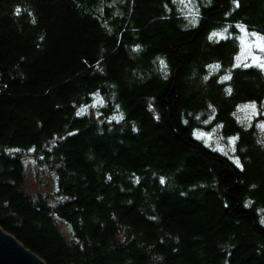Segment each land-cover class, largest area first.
<instances>
[{
  "label": "trees",
  "instance_id": "obj_1",
  "mask_svg": "<svg viewBox=\"0 0 264 264\" xmlns=\"http://www.w3.org/2000/svg\"><path fill=\"white\" fill-rule=\"evenodd\" d=\"M238 3L0 0V228L45 264H264V136L234 115L264 73L209 38L264 34V0ZM214 129L239 163L195 137ZM28 148L54 206L22 191Z\"/></svg>",
  "mask_w": 264,
  "mask_h": 264
},
{
  "label": "rangeland",
  "instance_id": "obj_2",
  "mask_svg": "<svg viewBox=\"0 0 264 264\" xmlns=\"http://www.w3.org/2000/svg\"><path fill=\"white\" fill-rule=\"evenodd\" d=\"M237 25L240 24L234 25V28L236 29L238 34L239 51L234 58L232 67H255L264 73V68L257 66V64L253 62L252 58L253 55L264 56V52H260L257 49H245L242 51V45L239 37L243 34L241 33L240 28L236 27ZM215 37L221 39L219 36ZM237 57H240V59L237 60ZM245 64L249 66L245 67ZM251 104L255 103H241L237 106L234 115L237 121L244 126L250 125L253 120L256 119L255 123L257 125L258 131L264 136V100L261 103L260 107L255 104V108H252L249 106ZM103 106L104 104L98 93H95L91 102L85 104L81 109H79V111L88 114L91 112H96ZM195 137L200 139L206 146H208L212 150L225 155L231 162L237 164V159L233 154V138L227 139L226 141L223 140L219 136L216 129L208 132L196 131ZM39 154L40 152L35 151L33 148H28L19 152V157L21 158L24 171V183L22 186V191L27 194L32 200L36 201L41 199L40 201L46 203L48 206H54L59 201L63 200V198H61V196H59L58 194L56 177L54 176L53 172L49 170L48 166L41 162L42 160L40 159ZM55 225L64 240L66 242H70L72 239L70 228L60 221H55Z\"/></svg>",
  "mask_w": 264,
  "mask_h": 264
},
{
  "label": "snow or ice",
  "instance_id": "obj_3",
  "mask_svg": "<svg viewBox=\"0 0 264 264\" xmlns=\"http://www.w3.org/2000/svg\"><path fill=\"white\" fill-rule=\"evenodd\" d=\"M173 2H175V0H173ZM187 3H191L192 0H186ZM234 2L236 3L237 7H239V3L238 0H234ZM236 27L240 28L241 33L243 35H241L239 37L240 41H241V45H242V51L245 49H257L260 52H264V34L262 33H258V32H249L248 27L246 25H237ZM228 31L227 28H225L222 32L217 33V32H213L211 34V36L209 37L210 39L213 36H219L221 39H227L228 37L226 35H224V33H226ZM253 62L257 64V66L264 68V56H257V55H253ZM240 57H237V60H239ZM161 64L164 65L166 67V64L164 61H161ZM249 65L245 64V67H247ZM210 68H212L213 66H209ZM216 68V70H219L220 65H215L214 66ZM231 79L230 75H225L221 78L220 82L223 83L225 80H229ZM226 91L231 94V89H226ZM252 108H255V104H251L249 105ZM80 112H77V115H80ZM207 122V121H206ZM203 135H208V134H203ZM235 138H233L234 141ZM237 163H239V161L237 160ZM161 182L163 183V179L161 180Z\"/></svg>",
  "mask_w": 264,
  "mask_h": 264
},
{
  "label": "water",
  "instance_id": "obj_4",
  "mask_svg": "<svg viewBox=\"0 0 264 264\" xmlns=\"http://www.w3.org/2000/svg\"><path fill=\"white\" fill-rule=\"evenodd\" d=\"M0 264H45L13 235L0 228Z\"/></svg>",
  "mask_w": 264,
  "mask_h": 264
},
{
  "label": "bare ground",
  "instance_id": "obj_5",
  "mask_svg": "<svg viewBox=\"0 0 264 264\" xmlns=\"http://www.w3.org/2000/svg\"><path fill=\"white\" fill-rule=\"evenodd\" d=\"M225 29V28H224ZM223 29V30H224ZM235 29V28H234ZM223 30H219L218 32L220 33V32H222ZM236 30V29H235ZM249 31H254V32H257V31H255V30H249ZM259 33V32H258ZM224 35H226L228 38H232L233 40H235V39H237L238 40V34H237V31H236V34H235V36H234V32L232 31V30H230L229 28H228V31L226 32V33H224ZM212 39H214V40H216V41H219L220 39L219 38H217V37H213ZM238 46H239V44H238ZM239 51V50H238ZM236 55H237V53H236ZM236 55H235V57H236ZM242 104H243V102H242ZM240 105V104H239Z\"/></svg>",
  "mask_w": 264,
  "mask_h": 264
}]
</instances>
